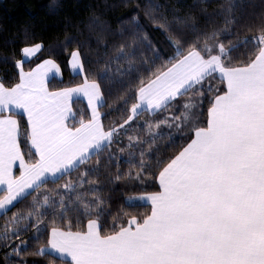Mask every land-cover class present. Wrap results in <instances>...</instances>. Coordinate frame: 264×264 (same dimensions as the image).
<instances>
[{"label":"snow or ice","instance_id":"snow-or-ice-1","mask_svg":"<svg viewBox=\"0 0 264 264\" xmlns=\"http://www.w3.org/2000/svg\"><path fill=\"white\" fill-rule=\"evenodd\" d=\"M144 7L163 41L140 35L131 16L115 33L131 42H116L97 78L77 47L67 64L82 82L50 89L61 65L44 58L26 70L45 47L27 33L0 56L15 73L0 75V237L17 256L35 241L45 264H264V16L243 20L235 0L211 12L201 0L199 18ZM117 78L114 95L105 81ZM74 97L86 101L78 118ZM121 182L154 190L113 211Z\"/></svg>","mask_w":264,"mask_h":264},{"label":"trees","instance_id":"trees-1","mask_svg":"<svg viewBox=\"0 0 264 264\" xmlns=\"http://www.w3.org/2000/svg\"><path fill=\"white\" fill-rule=\"evenodd\" d=\"M160 3L165 6L169 19L172 18L173 9L179 10L175 14L186 15L189 12L195 13L200 17L199 6L201 0H0V56L11 54L12 49L21 47L20 41L25 39L27 33L28 39L42 40L44 49L37 54V57L31 59L30 63H25V69L34 66L44 58L56 59L61 65V77H52L49 80V88L55 89L66 87L70 83L76 84L82 82V75L73 73L67 60L71 51L79 47L85 59L86 74L90 79L97 78V73L104 70L105 62L115 53L117 41L131 42L132 35L125 32L123 36H116L115 33L126 24L133 15H138L143 27L139 29L140 35L147 33L148 39L153 43L163 41L164 36L145 15V5L148 3ZM231 0H208V11H219L220 5H226ZM238 5L236 14L249 23L258 22L259 18L264 16V0H235ZM139 4L141 7L136 9ZM100 21L111 31H101L96 25ZM220 23L221 21H217ZM243 35V34H242ZM75 37L70 45H65V37ZM107 41L108 47H104ZM141 51H144L143 44L140 45ZM16 58H19L17 56ZM13 76L12 63H5L0 60V75L5 74ZM105 87L111 88L113 94L122 91V85L117 78L113 82L105 81ZM73 111L77 113V118L86 106V101L81 98L74 99L71 103ZM18 117L21 122V129L26 128V117L23 114L12 113ZM120 113L113 112L105 120L108 123L113 118H118ZM142 118H148L147 114H142ZM71 124L72 121L69 120ZM137 129L130 130V134H137ZM166 135V130L165 133ZM163 144L164 140L161 139ZM25 151L27 149L25 148ZM131 165L124 159L121 161V167L127 170ZM75 178V173L73 174ZM101 179H103L101 177ZM62 182V181H61ZM49 187H53L49 184ZM154 188L133 187L131 182L124 184L121 182L118 188L110 193L113 205V211L116 206H124V196H131L141 191H151ZM105 197L109 195L107 189L104 190ZM20 201L12 211L26 209L28 201ZM147 206H142L139 211L144 212ZM4 212L0 214V233L4 226ZM23 238V237H21ZM43 243V240H41ZM35 241H30L26 251L20 256L13 253L11 247H6L0 237V264H20L21 260H26L27 264H45L51 257L35 255ZM59 264V262H58Z\"/></svg>","mask_w":264,"mask_h":264},{"label":"crops","instance_id":"crops-1","mask_svg":"<svg viewBox=\"0 0 264 264\" xmlns=\"http://www.w3.org/2000/svg\"><path fill=\"white\" fill-rule=\"evenodd\" d=\"M57 77H59V76H57ZM51 78H49V80H50ZM75 98V97H74ZM74 98L72 99V101L74 100ZM72 101H71V103H72ZM13 113H19V114H23V110L22 109H18V110H16V111H14ZM5 114H8V113H5ZM26 117V116H25ZM3 213V210H0V214H2ZM67 259H70V257H68Z\"/></svg>","mask_w":264,"mask_h":264},{"label":"rangeland","instance_id":"rangeland-1","mask_svg":"<svg viewBox=\"0 0 264 264\" xmlns=\"http://www.w3.org/2000/svg\"><path fill=\"white\" fill-rule=\"evenodd\" d=\"M72 72L76 74V72H74L73 70H72ZM57 76L61 77V73L60 74H50V77L49 78L57 77ZM74 99H77V98L75 97ZM81 99H83V98L81 97Z\"/></svg>","mask_w":264,"mask_h":264}]
</instances>
